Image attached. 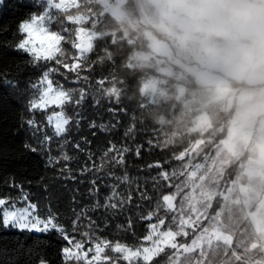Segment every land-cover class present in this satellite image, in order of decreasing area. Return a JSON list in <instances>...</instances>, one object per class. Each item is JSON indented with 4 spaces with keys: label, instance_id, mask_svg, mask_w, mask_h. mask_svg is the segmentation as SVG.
Listing matches in <instances>:
<instances>
[{
    "label": "trees",
    "instance_id": "trees-1",
    "mask_svg": "<svg viewBox=\"0 0 264 264\" xmlns=\"http://www.w3.org/2000/svg\"><path fill=\"white\" fill-rule=\"evenodd\" d=\"M55 12L59 18L66 16L61 10ZM75 12L88 16L87 28L97 34L91 52L83 58L77 56L71 28L55 60L39 62L41 67L53 69V86L66 90L72 98V103L63 105L65 115L71 118L68 131L64 137H56L47 117L60 112V108L35 112L40 125L36 135L24 123L31 115L29 102L40 94L39 88L34 90L29 84L38 83L40 73L31 58L14 50V46L23 38L19 25L36 10L30 0H5L0 9V198L9 197L20 205L22 191L28 193L42 215L50 206L71 234L75 214L93 205L97 198L103 202L111 189L119 208L90 211L88 215L98 225H93L91 231L97 233V238H106L109 249L120 243L138 250L146 244L152 225L163 223L166 229L174 221L165 198L178 186L188 160L186 154L200 141L214 138L216 145L223 140L227 134L223 124L234 109L213 117L212 129L205 133L184 132L188 119L174 109V97L152 102L144 94L152 71L131 65L136 51L146 49L130 41L126 25L105 13L98 0H81ZM54 25L65 26L57 21ZM77 63L80 67L73 71L64 67ZM82 92V102L75 103ZM102 122L107 130H100ZM93 123L96 127L91 126ZM215 132L219 133L214 137ZM45 136L51 139L42 144ZM112 145L116 151L105 156ZM65 152L70 159L61 157ZM49 155L61 159L52 165ZM69 173L74 179L67 178ZM90 190L96 196H90ZM87 223L85 219L83 224ZM77 239L81 237L77 235ZM66 243L55 233L19 232L0 224V264H39L42 258L47 264H62L61 248ZM217 250L204 264L231 262L229 249ZM175 253L168 247L149 264H169ZM194 257L201 259L197 254Z\"/></svg>",
    "mask_w": 264,
    "mask_h": 264
},
{
    "label": "rangeland",
    "instance_id": "rangeland-1",
    "mask_svg": "<svg viewBox=\"0 0 264 264\" xmlns=\"http://www.w3.org/2000/svg\"><path fill=\"white\" fill-rule=\"evenodd\" d=\"M131 1L130 5L129 0H98L105 13L126 25L130 41L146 49L136 51L131 62L133 67L152 71L144 94L152 102L174 97V109L188 119L184 132L205 133L212 129L213 117L231 109L234 114L223 124L227 129L223 140L216 145L214 138L200 141L186 154L178 186L165 198L175 216L171 225L165 229L160 223L155 231L151 228L152 239L148 236L146 244L134 250L141 256L129 261L112 251L114 245L108 246L103 253L106 264L144 262L145 247L156 251L154 257L174 248L169 264H204L217 248L231 251V262L225 264H264V78L236 79L218 55L210 54L220 50L218 42L229 47L226 15L193 7L200 0ZM30 4L38 26L61 37L60 49L72 28L77 56L91 52L97 34L87 28L89 17L75 12L81 0H30ZM55 11L66 16L59 18ZM56 21L65 26H55ZM77 37L86 42L83 55L76 46L81 42ZM209 79L231 90L217 96L209 91ZM24 203L21 200L17 207ZM196 254L201 259L193 258Z\"/></svg>",
    "mask_w": 264,
    "mask_h": 264
},
{
    "label": "snow or ice",
    "instance_id": "snow-or-ice-1",
    "mask_svg": "<svg viewBox=\"0 0 264 264\" xmlns=\"http://www.w3.org/2000/svg\"><path fill=\"white\" fill-rule=\"evenodd\" d=\"M0 4H3V0H0ZM42 19V17H40ZM69 22H73L71 18H68ZM39 21L37 15H32L30 19L26 22H22L19 25L18 31L22 34V39L17 42L14 46V50L21 53L27 54L31 58L33 67L39 71L40 75L38 77V83H31L29 87L32 89H40V95L38 99H32L29 102L30 117L24 121L30 130H33V135L39 131L40 125L35 119V112L37 110H45L49 105H54L60 108L59 114H53L47 117L49 126L53 127L54 135L56 137H64L68 131L67 125L71 122V118L66 116L63 111V105L65 103H72L71 94L66 90L53 89L52 80L50 78L53 69L48 66H40V61H52L55 60L56 56L61 52L59 43L61 37L49 32L46 28L38 26ZM80 40V44L76 45L81 53L87 52L86 42L77 37ZM58 62V61H57ZM65 69L73 71L80 67V64H74L69 68L68 65H64ZM102 83V81H99ZM12 87H16L15 82H10ZM83 100V92L81 94V99L75 101V103L80 104ZM112 111V109H109ZM91 126L96 127L93 123ZM100 130H107V125L103 122L99 125ZM51 138L45 136L41 141L42 144H46ZM26 148H31L30 145L25 144ZM79 148V145H76ZM31 151H37L36 148H31ZM116 151L115 146H110L104 155L106 156L108 152ZM61 157L65 160L70 159L67 153H62ZM61 157H53L49 155V163L55 165L59 162ZM91 158V157H90ZM122 162V160H121ZM67 178L74 179L71 177L70 173ZM95 188V181H92ZM16 187H20L16 185ZM116 193L111 190L104 197L103 202L97 198L93 205L85 206L79 212L75 214V219L72 222V233L70 234L67 228L60 223L58 214L51 211L49 206L48 211L45 214H41L38 209V204L33 203L28 196V193H21L20 199L25 203L21 207H17L15 201L9 204V197L0 198V224L5 229H15L19 232L27 231L29 233L44 234L49 235L55 233L60 239L66 241V245L61 248L62 264H106L107 258L103 257V253L108 247L109 241L104 237L97 238V233L92 232V226L97 225L96 220L89 216L88 213L97 212L103 209L107 211L108 209L118 210L119 206L114 202V197ZM90 196H96V192L90 190ZM9 205L8 207H4ZM151 215L148 219H151ZM87 220V224H83L84 220ZM83 229V230H82ZM153 231H155V225H152ZM77 235L81 239H77ZM148 239H152L151 236ZM87 245V247H86ZM156 249L158 244L156 242ZM112 251L116 253L123 254V259L129 261L130 257H140V251H134L126 246H121L120 243H115L112 247ZM143 261L145 264H149L150 260L156 255V251L153 248L145 247L142 250ZM91 253V256H90ZM39 264H47V261L43 258L39 261Z\"/></svg>",
    "mask_w": 264,
    "mask_h": 264
},
{
    "label": "clouds",
    "instance_id": "clouds-1",
    "mask_svg": "<svg viewBox=\"0 0 264 264\" xmlns=\"http://www.w3.org/2000/svg\"><path fill=\"white\" fill-rule=\"evenodd\" d=\"M209 9L227 17L226 38L229 47L217 43L218 55L229 67V74L236 79L244 77L264 78V0H200L193 5ZM209 91L217 96L226 95L230 86L213 84L209 79Z\"/></svg>",
    "mask_w": 264,
    "mask_h": 264
}]
</instances>
